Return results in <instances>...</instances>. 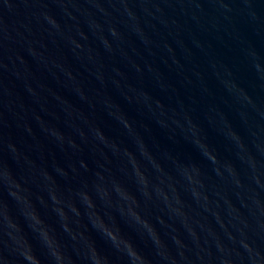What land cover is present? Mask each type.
I'll list each match as a JSON object with an SVG mask.
<instances>
[{"label":"water","instance_id":"water-1","mask_svg":"<svg viewBox=\"0 0 264 264\" xmlns=\"http://www.w3.org/2000/svg\"><path fill=\"white\" fill-rule=\"evenodd\" d=\"M0 264H264V0H0Z\"/></svg>","mask_w":264,"mask_h":264}]
</instances>
